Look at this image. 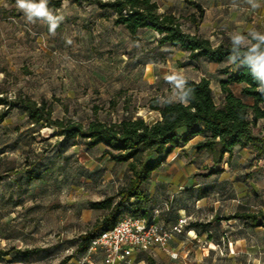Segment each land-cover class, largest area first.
Listing matches in <instances>:
<instances>
[{
	"label": "rangeland",
	"instance_id": "374dc122",
	"mask_svg": "<svg viewBox=\"0 0 264 264\" xmlns=\"http://www.w3.org/2000/svg\"><path fill=\"white\" fill-rule=\"evenodd\" d=\"M156 1L161 11L180 15L185 30L191 29L189 13L196 11L188 1L200 3L198 27L213 44L234 31L264 32V0L256 9L247 0ZM57 10L63 25L52 35L45 23H27L16 4L0 0V92L7 99L22 94L46 100L53 118L83 124L128 115L152 122L159 114L148 107L149 99L169 98L172 88L165 77L180 73L207 77L220 102L218 79L226 78L225 61L187 65V54L159 45L156 32L141 29L133 38L107 10L88 1H64ZM201 137L175 147L144 184L151 214L166 225L179 213L187 219L184 231L169 243L176 256L155 246L136 251L135 264H147L149 257L156 264H264V226L231 218L235 212H264V157L250 145L237 146L208 173L211 155L194 147ZM76 141L65 140L52 126L32 123L16 106L0 120V248H40L28 256L11 252L0 264H77L79 235L106 212L90 202L115 194L128 173L126 163L100 156L102 144L87 148ZM31 163L35 178L26 173ZM190 228L201 240L182 243ZM93 261L103 264L100 255Z\"/></svg>",
	"mask_w": 264,
	"mask_h": 264
},
{
	"label": "trees",
	"instance_id": "16d2710c",
	"mask_svg": "<svg viewBox=\"0 0 264 264\" xmlns=\"http://www.w3.org/2000/svg\"><path fill=\"white\" fill-rule=\"evenodd\" d=\"M16 4L15 0H8ZM81 3L88 1L98 8L107 10L113 16V23L122 25L135 38L138 31L153 29L158 37L159 45L166 44L178 47L187 52L189 60L204 58L215 63L226 61L230 54V39L213 44L208 37L198 33V20L203 16V7L195 1L188 3L196 10L189 13L190 27L194 31L185 30L180 15L169 9L160 10L156 0H49L48 7L59 15L58 8L62 2ZM61 22L56 29H60ZM47 30L48 26L45 24ZM3 70V69H2ZM222 72L226 78L221 79V100L214 99L210 80L202 76L199 79L186 78L195 89L192 102L184 106L180 103H167L168 98L153 96L148 107L158 111L160 117L152 122L141 116H120L117 119H93L86 124L64 118H53L52 110L46 100L40 102L20 94L16 99H7L0 92V120H3L7 109L13 106L20 108L34 124H46L54 127L65 140L77 143L83 140L87 148L103 145L101 157L126 163V182L115 194L107 195L90 202L93 209L106 212L89 229L81 233L75 252L80 257L87 249L90 240L103 229L110 227L115 220L126 211L151 215L148 207L150 196L144 188L152 172L164 158L177 146L188 142L197 134H202L194 147L206 150L211 155L212 167H221L225 159L231 157L237 146H252L259 156L264 157V96L255 90V81L244 67L235 70L226 64ZM237 86V92L231 85ZM179 130H183L179 133ZM26 169L30 178L37 177L32 167ZM207 173V174H208ZM231 218H239L264 226V212H235ZM259 219V221H258ZM193 229V228H191ZM34 247L20 250L17 247L0 248V257L15 252L25 256L37 253ZM62 264V263H58ZM147 264H156L151 257Z\"/></svg>",
	"mask_w": 264,
	"mask_h": 264
},
{
	"label": "built area",
	"instance_id": "2783aa9c",
	"mask_svg": "<svg viewBox=\"0 0 264 264\" xmlns=\"http://www.w3.org/2000/svg\"><path fill=\"white\" fill-rule=\"evenodd\" d=\"M187 219L179 215L178 220L170 225L161 222L156 213L149 216L126 211L108 228L94 236L77 260V264H95L93 257L101 256L103 264H135L136 251H145L152 247H160L171 256H176L175 248L169 245L170 240L181 234ZM185 233L189 237L191 229Z\"/></svg>",
	"mask_w": 264,
	"mask_h": 264
},
{
	"label": "clouds",
	"instance_id": "9594fccd",
	"mask_svg": "<svg viewBox=\"0 0 264 264\" xmlns=\"http://www.w3.org/2000/svg\"><path fill=\"white\" fill-rule=\"evenodd\" d=\"M16 7L23 12L27 23L40 21L48 26L49 33L55 35V30L63 21L64 17L54 14L48 7L49 0H15ZM236 0H233L235 4ZM252 9L261 5L258 0H247ZM231 47L230 54L226 58L228 65L234 66L235 70L241 67L247 69L255 81V90L264 96V32L255 29L247 33L234 31L229 33ZM71 43V41H68ZM171 85L172 95L167 103H180L189 105L194 99L195 89L189 85L188 80L180 73H172L165 77Z\"/></svg>",
	"mask_w": 264,
	"mask_h": 264
},
{
	"label": "crops",
	"instance_id": "0c3cea01",
	"mask_svg": "<svg viewBox=\"0 0 264 264\" xmlns=\"http://www.w3.org/2000/svg\"><path fill=\"white\" fill-rule=\"evenodd\" d=\"M191 29H190V31H194V29L192 28V27H190ZM147 29H149V30H151L153 33L155 32L153 29H151V28H147ZM197 31H198V33H200L201 34V32H200V30H199V27H198V29H197ZM209 38V37H208ZM210 39V38H209ZM218 43V42H217ZM216 43V44H217ZM183 52H185L186 54H187V52L186 51H184L183 50ZM187 59H188V57H187ZM189 60V59H188ZM201 61V60H206V59H204V58H200V59H196V60H189L187 63H185V64H196L197 63V61ZM206 61H208V60H206ZM209 63H212V64H215V65H218L219 63H215V62H211V61H208ZM201 76H204V75H201ZM220 76H222V75H220ZM185 78H191V77H185ZM200 77H198V78H195V79H199ZM192 79H194V78H192ZM222 78L220 77L219 79H218V82L221 80ZM221 92V91H220ZM157 113H158V111H156ZM159 114V113H158ZM159 117H160V114H159ZM158 117V118H159ZM196 136H194V137H192L191 139H193V138H195ZM202 138V137H201ZM180 210H182V209H180ZM179 215H182V213H179ZM191 229V228H190ZM193 231H194V229H193ZM191 234H193V233H191ZM194 236L195 237H189L186 233H185V236H184V239H182L181 240V242L182 243H184L186 240H194V242H199L200 240H201V236L200 235H197L196 233H195V231H194ZM174 238H176V236L175 237H173L170 241H172ZM174 248H175V246H173Z\"/></svg>",
	"mask_w": 264,
	"mask_h": 264
}]
</instances>
